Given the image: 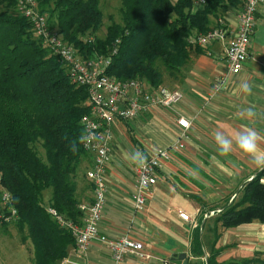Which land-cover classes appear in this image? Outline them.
<instances>
[{
  "label": "trees",
  "instance_id": "obj_1",
  "mask_svg": "<svg viewBox=\"0 0 264 264\" xmlns=\"http://www.w3.org/2000/svg\"><path fill=\"white\" fill-rule=\"evenodd\" d=\"M18 0H0V197L10 196L8 207L0 200V215L7 208L16 218H0V234L14 227L20 240L31 245V264H60L74 247L68 228L48 212L54 209L64 221L80 225L83 213L79 182L92 191L83 162H92L83 150L81 119L89 114L87 91L71 83L59 58L33 35L30 23L17 10ZM49 28L84 59L107 56L116 41L107 75L120 81L140 80L149 88L179 82L191 54L205 50L189 43L204 35L215 21L245 0H208L192 11L194 0H120V21L109 17L102 38L101 0H36ZM41 150V152H40ZM91 167V164H90ZM264 170L243 185L235 202L222 207L216 223L231 229L253 221L264 224ZM48 199L46 200V196ZM193 255L200 256L198 231ZM214 254L207 264H217Z\"/></svg>",
  "mask_w": 264,
  "mask_h": 264
},
{
  "label": "crops",
  "instance_id": "obj_2",
  "mask_svg": "<svg viewBox=\"0 0 264 264\" xmlns=\"http://www.w3.org/2000/svg\"><path fill=\"white\" fill-rule=\"evenodd\" d=\"M236 14L237 10H230L223 16L232 29L236 27ZM214 22L211 19L212 25ZM226 68L222 43L208 45L204 55L191 54L183 79L174 83L175 90L183 94L182 103L171 111H154L132 123L147 138L141 151L146 156L153 149L167 148L178 141L180 130L175 124L176 118L182 116L191 121L183 150L157 172V183L141 212H134L132 206L135 173L121 166L126 159L120 156L125 155L116 138L124 128L121 124L114 126L113 164L109 163L105 171L106 206L98 233L109 240L127 235L143 243L144 252L150 256L141 259L128 255L124 264H166L180 254L186 255L188 264H207L213 254L217 264H264V224L253 221L223 229L215 222V216L205 217L207 212L235 202L243 185L260 171L249 163L235 142L240 132L253 129L258 134L260 153L264 154V3L256 13L249 58L238 74L228 77L224 89L214 94V80ZM244 82L252 85L251 94L243 91ZM252 105L256 115L248 117L246 110ZM217 131L232 139L230 154L221 155L217 150L214 139ZM127 162L128 165L136 163ZM182 163L184 176L177 172L184 168ZM90 164L85 161L82 168L89 170ZM160 177L163 180L170 177L175 183L159 181ZM83 181L88 183L87 179ZM261 183L264 184V179ZM77 190L82 203L91 201L92 191L84 183L79 182ZM185 200L191 203L189 209L183 206ZM178 211L187 214L190 221H182ZM197 231L200 256L193 255L192 240ZM31 250L29 241L23 243L20 237L0 234V264H31ZM60 264L113 263L105 245L93 241L82 257H77L74 247L69 248Z\"/></svg>",
  "mask_w": 264,
  "mask_h": 264
},
{
  "label": "built area",
  "instance_id": "obj_3",
  "mask_svg": "<svg viewBox=\"0 0 264 264\" xmlns=\"http://www.w3.org/2000/svg\"><path fill=\"white\" fill-rule=\"evenodd\" d=\"M208 0H194L192 11L202 8ZM264 0H245L237 10L236 27H228L223 17L215 21V26L204 35L189 37V43L205 50L215 42L224 45L226 72L218 76L213 83V93H220L229 76L238 74L249 58L250 43L256 28V13ZM17 10L31 25L33 35L43 46L59 58L72 84L83 87L87 91L89 114L81 119L83 130L81 146L91 155V167L86 178L92 186L90 203L81 204L83 218L80 225L64 221L54 209L47 212L60 224L68 228L74 238V249L77 257L87 252L93 241H99L108 249L113 264H124L128 255L141 259H149L144 252L143 243L127 235L109 240L99 236L98 226L106 206L107 185L105 171L111 162L114 146V126L132 123L140 117L159 110H173L183 101L179 90L159 87L149 88L140 80L120 81L107 75L112 56L117 52L115 42L107 56L91 59L81 58L73 47L64 42L56 29L49 28L47 17L38 11L36 0H18ZM230 11V10H229ZM175 124L180 130L179 139L167 148H156L146 155V162L136 165L135 182L132 194L134 212H141L146 204L150 190L157 183V172L169 161L171 154L182 151L183 140L191 127V121L185 117L176 118ZM3 207H8L10 196L3 192L0 197ZM9 215L0 218L9 223L16 218V210L7 208ZM221 210L207 212L205 217L216 216ZM178 217L185 222L190 218L178 211ZM171 264V263H166Z\"/></svg>",
  "mask_w": 264,
  "mask_h": 264
},
{
  "label": "rangeland",
  "instance_id": "obj_4",
  "mask_svg": "<svg viewBox=\"0 0 264 264\" xmlns=\"http://www.w3.org/2000/svg\"><path fill=\"white\" fill-rule=\"evenodd\" d=\"M100 9H101L102 14H103V25H102V28L100 29V31L97 33L98 38H102L104 36L105 31H106V27L109 25V22H110L109 17H111L113 19V21H115V22L120 21V14H119L120 0H101L100 1ZM164 87L169 88V89H176L174 87V83H171L170 80H167L164 83ZM165 111H167V110H165ZM121 125L124 128L123 133L119 137L116 138L117 139V145L119 144L120 150H122V152L125 155V156H123L121 154L120 156L125 157V159H126V160H124L125 162L123 161V163H121V166L124 167L126 171H134L137 163H132L131 165H128L127 160H132L130 158L132 153H134L136 151H143L142 146H144L145 143L147 142V138L142 132L139 131V129L136 126L131 125V127L129 128L127 124H121ZM40 152H41V150H40ZM179 152H176V153H179ZM176 153L171 154L169 161H167V165L170 163V161L173 158L176 157V155H177ZM120 161H121V159H120ZM112 162L113 161H111L110 164H113ZM183 167H184V164H183ZM87 170H88V167L85 169L82 168L81 172L82 171L84 172ZM178 170L179 171H177V172L184 176L185 167L179 168ZM158 180L159 181H165L167 184H171V183L174 184L175 183L174 180L170 179V177H169V179L165 178L164 180L160 177ZM185 193L186 192H183V194H185ZM186 194H188V193H186ZM183 206L186 209H189L191 207L190 201L185 200ZM8 232L12 237L13 236L20 237L17 230L12 226L10 227ZM7 237H9V236H7Z\"/></svg>",
  "mask_w": 264,
  "mask_h": 264
},
{
  "label": "clouds",
  "instance_id": "obj_5",
  "mask_svg": "<svg viewBox=\"0 0 264 264\" xmlns=\"http://www.w3.org/2000/svg\"><path fill=\"white\" fill-rule=\"evenodd\" d=\"M245 93H252V85L248 82L241 84ZM248 117L256 115L255 106H249L246 110ZM257 132L253 129L242 131L239 133L235 142L239 150L249 158V163L255 165L260 170H264V154L260 153V148L257 142ZM217 150L221 155H228L233 150V141L225 133L217 131L214 134ZM138 165H143L146 162V157L143 152L136 151L130 157Z\"/></svg>",
  "mask_w": 264,
  "mask_h": 264
},
{
  "label": "water",
  "instance_id": "obj_6",
  "mask_svg": "<svg viewBox=\"0 0 264 264\" xmlns=\"http://www.w3.org/2000/svg\"><path fill=\"white\" fill-rule=\"evenodd\" d=\"M172 264H188V259L185 254H180L176 258H171Z\"/></svg>",
  "mask_w": 264,
  "mask_h": 264
}]
</instances>
